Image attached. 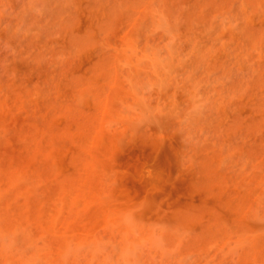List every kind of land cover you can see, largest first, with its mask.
I'll return each mask as SVG.
<instances>
[{
	"label": "rangeland",
	"instance_id": "1",
	"mask_svg": "<svg viewBox=\"0 0 264 264\" xmlns=\"http://www.w3.org/2000/svg\"><path fill=\"white\" fill-rule=\"evenodd\" d=\"M0 264H264V0H0Z\"/></svg>",
	"mask_w": 264,
	"mask_h": 264
}]
</instances>
